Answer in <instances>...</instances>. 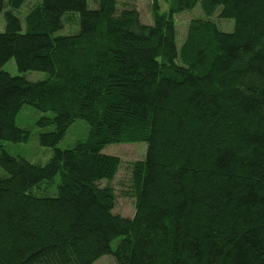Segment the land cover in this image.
<instances>
[{
    "label": "trees",
    "instance_id": "obj_1",
    "mask_svg": "<svg viewBox=\"0 0 264 264\" xmlns=\"http://www.w3.org/2000/svg\"><path fill=\"white\" fill-rule=\"evenodd\" d=\"M0 0V264H264V0H153L150 24L118 0ZM177 46L178 13L197 5ZM69 14L78 29L59 34ZM219 19H233L231 31ZM21 72L44 71L31 81ZM51 116L45 164L4 147L27 142L26 105ZM78 119L89 137L58 143ZM146 142L136 212L114 213L116 143ZM57 176L59 180L57 181ZM45 184V185H43ZM116 241V245L113 243Z\"/></svg>",
    "mask_w": 264,
    "mask_h": 264
},
{
    "label": "rangeland",
    "instance_id": "obj_2",
    "mask_svg": "<svg viewBox=\"0 0 264 264\" xmlns=\"http://www.w3.org/2000/svg\"><path fill=\"white\" fill-rule=\"evenodd\" d=\"M41 0H26L21 8L15 10V14L19 16L25 26V17L34 6L38 5ZM153 0H118L120 9L125 7H135L141 15L143 23L150 24L153 22L152 17ZM97 0H90V6L96 7ZM203 12L198 4L195 8L178 13L175 16L177 22V46L180 49L186 40L188 26L192 19L202 17ZM220 29L231 31L234 27L233 19H219L215 16ZM65 28L59 31V34H72L78 29L77 16L69 14L65 20ZM6 21L4 14L0 13V32L5 31ZM4 70L12 75H24L31 81L44 80L48 77V73L44 71H27L21 72L16 64L15 59H11L4 65ZM52 112H43L33 105L26 104L16 117V124L30 131L31 136L27 142L4 141V147L14 155L23 156L27 160L37 164H45L52 156L54 148L44 146L39 141V135L43 131L54 130V125L50 124L41 127L38 124L42 116H51ZM90 126L84 119L76 120L68 129L65 137L58 143L57 147L61 149L71 148L79 141H84L89 137ZM148 144L146 142L135 143H116L106 146L104 153L119 156L121 166L112 180H102L101 187L110 186L113 188L116 196V205L114 213L125 217L133 218L136 212V187L133 180V172L135 163L145 159ZM1 173L2 170L0 169ZM57 181L59 176H57ZM45 185V184H43ZM116 245V241L113 243ZM95 264H118L113 255H104Z\"/></svg>",
    "mask_w": 264,
    "mask_h": 264
}]
</instances>
